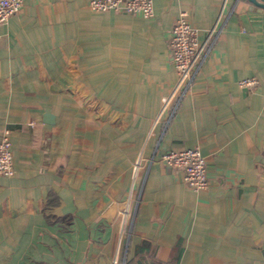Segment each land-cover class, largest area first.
I'll use <instances>...</instances> for the list:
<instances>
[{
    "label": "crops",
    "instance_id": "obj_1",
    "mask_svg": "<svg viewBox=\"0 0 264 264\" xmlns=\"http://www.w3.org/2000/svg\"><path fill=\"white\" fill-rule=\"evenodd\" d=\"M153 1L146 18L25 0L0 23V264H264V8ZM182 11L220 34L172 112ZM190 147L206 189L161 160Z\"/></svg>",
    "mask_w": 264,
    "mask_h": 264
},
{
    "label": "built area",
    "instance_id": "obj_2",
    "mask_svg": "<svg viewBox=\"0 0 264 264\" xmlns=\"http://www.w3.org/2000/svg\"><path fill=\"white\" fill-rule=\"evenodd\" d=\"M24 3L25 0H0V23L21 11ZM89 7L95 11L114 9L131 14L139 12L146 18L154 15L153 0H90ZM219 34V29L212 28L201 40L200 31L191 23L188 13L182 11L178 15L169 40L171 60L178 74V82L165 99V105L173 103L172 112L176 111L182 98L190 90ZM258 84L259 79L256 76L244 77L239 81V85L244 88H255ZM161 160L169 168L181 170L184 182L189 188L203 190L208 187L207 160L198 147L169 149L162 154ZM0 174H14L11 131L7 128L0 139Z\"/></svg>",
    "mask_w": 264,
    "mask_h": 264
},
{
    "label": "water",
    "instance_id": "obj_3",
    "mask_svg": "<svg viewBox=\"0 0 264 264\" xmlns=\"http://www.w3.org/2000/svg\"><path fill=\"white\" fill-rule=\"evenodd\" d=\"M254 3V5L264 8V0L258 1V0H250Z\"/></svg>",
    "mask_w": 264,
    "mask_h": 264
}]
</instances>
